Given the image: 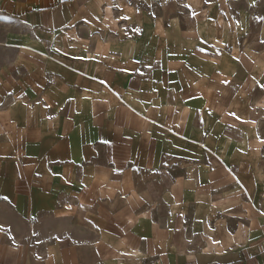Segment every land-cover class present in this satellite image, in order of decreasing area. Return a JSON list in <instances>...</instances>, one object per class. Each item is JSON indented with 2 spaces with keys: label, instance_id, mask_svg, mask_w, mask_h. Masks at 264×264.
<instances>
[{
  "label": "crops",
  "instance_id": "0c3cea01",
  "mask_svg": "<svg viewBox=\"0 0 264 264\" xmlns=\"http://www.w3.org/2000/svg\"><path fill=\"white\" fill-rule=\"evenodd\" d=\"M114 1L0 0V10L54 32ZM240 2L255 6L240 13L257 20L255 30L241 26L247 43L237 49L198 50L192 97L94 92L74 109L64 102L57 122L39 106L24 110L19 126L34 132L35 154L21 155L35 165L5 154L0 195L32 216L23 222L35 234L3 230L0 264H264L263 205L208 246L190 235L214 201L232 211L229 197L248 193L236 165L247 163L248 147L264 146V0Z\"/></svg>",
  "mask_w": 264,
  "mask_h": 264
},
{
  "label": "rangeland",
  "instance_id": "374dc122",
  "mask_svg": "<svg viewBox=\"0 0 264 264\" xmlns=\"http://www.w3.org/2000/svg\"><path fill=\"white\" fill-rule=\"evenodd\" d=\"M245 11L252 13L255 6L240 0H115L88 10L85 18L64 30L51 32L25 26L0 10V166L5 154L27 161L23 165H35L24 156L35 154L29 137L34 132L19 126L25 123L27 107L39 106L42 119L57 122L64 102L74 109L80 96L94 92L125 95L135 87L137 94L148 90L157 100L170 91L184 100L192 97L197 92L192 87L198 86V80L193 84V70L203 71L192 66L193 57L209 47L225 52L246 44L241 28L255 30L257 20L240 14ZM250 37L255 35H249L248 43ZM29 116L31 122L35 111ZM247 156V163L236 167L246 177L248 193L229 197L232 211L221 205L223 200L214 201L208 225L192 228L195 232L189 228L191 237H199L197 245H210V239L225 230L233 234L239 229L240 214L253 216L256 206L264 209V146L248 147ZM236 187L233 183V192ZM11 200L0 195V233L35 234V227L23 222L32 216L17 211Z\"/></svg>",
  "mask_w": 264,
  "mask_h": 264
},
{
  "label": "snow or ice",
  "instance_id": "6c2138e0",
  "mask_svg": "<svg viewBox=\"0 0 264 264\" xmlns=\"http://www.w3.org/2000/svg\"><path fill=\"white\" fill-rule=\"evenodd\" d=\"M5 199H7V198L5 197Z\"/></svg>",
  "mask_w": 264,
  "mask_h": 264
}]
</instances>
